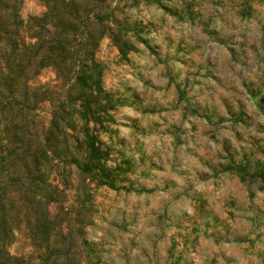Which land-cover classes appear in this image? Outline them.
<instances>
[{"label": "rangeland", "instance_id": "1", "mask_svg": "<svg viewBox=\"0 0 264 264\" xmlns=\"http://www.w3.org/2000/svg\"><path fill=\"white\" fill-rule=\"evenodd\" d=\"M103 5L94 56L119 103L90 127L114 184L103 183L100 166L66 165L65 197L49 205L55 229L73 240L59 260L264 264V190L250 176L264 168V0ZM44 9L23 0L20 13ZM56 78L46 66L33 84ZM48 108L36 110L45 122ZM60 168L53 162L59 189ZM10 251L29 245L19 235Z\"/></svg>", "mask_w": 264, "mask_h": 264}, {"label": "trees", "instance_id": "2", "mask_svg": "<svg viewBox=\"0 0 264 264\" xmlns=\"http://www.w3.org/2000/svg\"><path fill=\"white\" fill-rule=\"evenodd\" d=\"M41 1L44 11L24 19L23 0H0V264H66L67 257H59L73 240L55 229L49 205L65 197L66 165L83 173L100 166L105 153L90 124L109 117L119 103L102 87L94 56L104 0ZM46 66L57 84H33ZM46 102L47 122L36 112ZM53 162L61 164V189L51 179ZM98 170L113 186V178ZM250 176H258L264 190V168ZM19 235L27 254L10 251Z\"/></svg>", "mask_w": 264, "mask_h": 264}]
</instances>
